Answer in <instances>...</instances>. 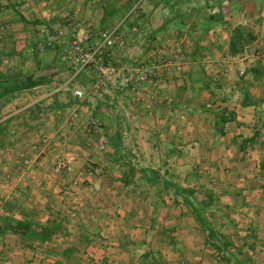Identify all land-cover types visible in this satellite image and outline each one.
I'll return each mask as SVG.
<instances>
[{"label": "rangeland", "instance_id": "1", "mask_svg": "<svg viewBox=\"0 0 264 264\" xmlns=\"http://www.w3.org/2000/svg\"><path fill=\"white\" fill-rule=\"evenodd\" d=\"M10 3L0 264H264V0ZM115 29L112 78L81 69Z\"/></svg>", "mask_w": 264, "mask_h": 264}, {"label": "built area", "instance_id": "2", "mask_svg": "<svg viewBox=\"0 0 264 264\" xmlns=\"http://www.w3.org/2000/svg\"><path fill=\"white\" fill-rule=\"evenodd\" d=\"M116 30L117 29L102 32L100 35L102 43L97 46L88 45L86 43L88 38L85 40L76 38L73 41V52H71V54L74 53L73 55L80 63L81 69L94 68L99 74V77L102 79L107 80L112 78L115 68H113L112 65L114 64V56L111 49L114 43H116L114 36L116 34ZM73 95L75 97H81L83 95V91L76 88L73 91Z\"/></svg>", "mask_w": 264, "mask_h": 264}, {"label": "crops", "instance_id": "3", "mask_svg": "<svg viewBox=\"0 0 264 264\" xmlns=\"http://www.w3.org/2000/svg\"><path fill=\"white\" fill-rule=\"evenodd\" d=\"M29 1L30 0H11V3H10V9L14 12V13H16V15H20V14H22V13H25L24 11V8L26 7V6H29V4H32V3H35V0L34 1H32V3L30 2L29 3ZM21 16V15H20ZM238 120H239V118H238ZM236 125V120H231V121H228V123H227V127H226V131H227V128H230L231 130H230V133L229 132H226L225 130H224V132L222 133V135L220 136V138H222V140H225L226 138H228V140L230 141L231 140V138L232 137H230V136H240V134L243 132V131H241V130H239V128H238V132H234V135H232V128H233V126H235ZM237 126L239 127V124H237ZM220 141H221V139H219ZM194 143H196V142H194ZM197 144H199V143H197ZM214 148H215V146H213ZM192 165H186V166H182V169H185V170H190L192 167H191ZM200 166V168H201V170H200V172H202L203 173V171L204 170H206L207 168H210V170H214V169H217L218 170V167L217 166H219V165H199ZM216 167V168H215ZM244 167H246V166H244ZM194 170L196 171V174H197V172L199 171L198 170V165H195L194 166ZM206 168V169H205ZM209 172V171H208ZM205 173H207L206 171H205ZM195 177V178H194ZM203 176L202 175H199V176H193L192 178H190L189 179V182L192 184V182L195 180L196 182H198V183H201V182H203ZM244 193L246 192V191H243ZM242 198L245 200H250V196H247V195H243L242 196ZM262 199V196H261V194H257V195H254V200L255 201H253L254 203H257L258 204V206H256V208H255V206L253 205V207L256 209V212H257V210L260 208V203H264V194H263V200L262 201H260ZM204 201V200H203ZM203 204L205 203V202H202ZM247 207V205H244V206H242V208L243 209H245L246 207ZM250 207V206H249ZM252 209V208H251Z\"/></svg>", "mask_w": 264, "mask_h": 264}, {"label": "trees", "instance_id": "4", "mask_svg": "<svg viewBox=\"0 0 264 264\" xmlns=\"http://www.w3.org/2000/svg\"><path fill=\"white\" fill-rule=\"evenodd\" d=\"M238 34H240L241 36H243L242 34V30L239 28L238 29ZM38 83L37 82H32V83H27V87H32V86H36ZM247 105H249L248 103H246ZM227 121H231V120H235V117L231 116L229 118H225Z\"/></svg>", "mask_w": 264, "mask_h": 264}]
</instances>
